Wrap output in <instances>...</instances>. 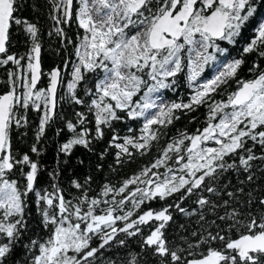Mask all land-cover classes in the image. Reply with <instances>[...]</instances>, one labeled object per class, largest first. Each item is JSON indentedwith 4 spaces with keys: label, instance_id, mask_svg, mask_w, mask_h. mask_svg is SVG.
I'll return each instance as SVG.
<instances>
[{
    "label": "snow or ice",
    "instance_id": "snow-or-ice-1",
    "mask_svg": "<svg viewBox=\"0 0 264 264\" xmlns=\"http://www.w3.org/2000/svg\"><path fill=\"white\" fill-rule=\"evenodd\" d=\"M48 4L55 25L49 35L63 49L72 45L75 60L66 58L45 74L38 25L18 15L22 0H0V68L8 85L0 94V264H10L17 248L24 251L23 264H105L101 256L113 242L126 246L128 238L136 237L157 257L156 264H264V0ZM72 24L76 39L65 30ZM17 29L27 36L23 54L12 51ZM249 31L253 35L246 39ZM233 48L238 58H230ZM249 55L254 57L248 68L253 77L242 79ZM213 63L218 71L201 82ZM186 69L193 92L188 102L169 103L156 96H162L161 90L176 91ZM65 70L70 72L67 81ZM98 70L103 77L86 89V102L77 89L89 74L99 76ZM45 75L46 86L38 87ZM232 84L236 87L228 92ZM65 85L66 93L58 96ZM216 95L226 99L216 100ZM65 98L85 110L74 111L73 119L63 120L57 130V135L66 133L65 141L49 172V188H43V169L32 154L41 155L38 145L60 116L58 104ZM201 106L208 109L205 127L193 134L180 132L150 165L118 184L102 183L97 196L89 195L91 174L72 179L67 193L60 185L77 148L96 156L97 172L114 150L107 167L115 172V165L150 152L165 135L161 130L180 114ZM32 110L40 114L34 143L17 154L12 130L28 127ZM141 118L139 134L131 126L130 135L117 131L119 122ZM104 141L97 152L95 146ZM29 194L47 230L43 237L28 236ZM189 201L191 210L183 206ZM154 202L159 206L153 207ZM173 211L195 216L197 224L190 232L185 229L178 242L166 235ZM106 264L117 262L108 259ZM126 264L140 261L130 255Z\"/></svg>",
    "mask_w": 264,
    "mask_h": 264
},
{
    "label": "trees",
    "instance_id": "trees-1",
    "mask_svg": "<svg viewBox=\"0 0 264 264\" xmlns=\"http://www.w3.org/2000/svg\"><path fill=\"white\" fill-rule=\"evenodd\" d=\"M23 7L18 13V15L29 19L31 22H34L38 25L40 29V42L42 44L41 50V64L42 71L47 74L52 68L57 66H62L65 59L71 57L73 61L75 58L73 57V46L68 45L66 49L60 47V42L55 35H49L50 32H54L55 25L52 19L49 16V4L48 0H22ZM65 30L68 33L69 37L72 39H76L77 27L75 24H72L70 27L65 26ZM82 31V30H81ZM253 33L249 31L246 34V39H250ZM12 51L19 52L23 54L27 50V44L25 41L27 40V36L17 29L12 37ZM231 47V46H230ZM243 47V43L239 46ZM238 58V52L235 48L231 51V57ZM254 57L247 56V64L244 66V69L240 73V77L242 79H251L253 77V73L248 71L249 66L253 63ZM264 64V61L261 62ZM213 65L206 68L201 80L211 77L213 73ZM99 76L96 74H89L86 77V82H82L81 87L77 89L78 95H80L87 102L88 97L85 95V91L88 88H92L93 84L99 79L103 77L102 71L98 70ZM65 81L69 79L70 72L69 70H65L62 73ZM187 69L184 73L179 75L178 85L176 91L171 90H161L162 97L166 102H179L183 100L184 102H188L191 95L193 94L192 89H189L187 86ZM7 74L3 68H0V94H3L7 91L8 85L6 84ZM47 77L46 75L42 77L38 87L46 86ZM236 87L235 84H232L231 87L228 88V92H231ZM66 93V85L63 88L58 89V96ZM216 100L226 99V95H216ZM58 108L60 111V116L51 123V126L48 128L45 137L42 139L40 144L38 145L41 148V155L36 157L33 155L34 159H38L41 163V167L43 172L40 176L39 184L43 188H49V184L51 183V178L49 176V172L56 164L57 158V149L61 143L65 141L66 133L61 135H57V130L63 126V120L65 119H73L74 111H84L85 108L83 105H74L69 104L67 98L63 100L60 104H58ZM29 117V125L26 128H14L11 133V138L13 142V148L17 154H23L28 152L29 147L34 143L35 140V132L37 130V126L39 123V115L32 110L27 113ZM208 122V109L206 106H201L195 112H190L187 114H180V119L174 121L172 125H169L166 129H162L161 131L165 133V135L161 136L158 142H153V148L146 155L137 154L131 160L123 165H115L116 171H109L107 165L112 164L114 161V156L111 154L114 150H109V155L105 158L104 163L106 167L103 171L97 172L94 168L96 164V156L92 153H89L84 148H77L72 157L69 159L67 165L64 166V171L61 173V178L59 180L60 185L67 191L70 189V181L72 179H82L84 176L91 174L94 177V183L91 185V191L89 195L97 196L100 192V186L104 182L111 181L113 184H118L122 179L128 178L133 174H136L140 171L141 168L150 165L158 155L160 154V150L163 149L167 143L171 142V140L178 136L180 132H186L188 134H193L197 129H202L207 125ZM217 122V121H214ZM131 126L133 129H136V133L139 134V129L143 126V118L137 121H121L117 124V131L121 136L130 135L128 132V128ZM91 127V125H89ZM106 144V141L101 142L96 145L97 152L103 148ZM257 151H259L257 149ZM79 160L85 161L84 165L79 164ZM159 171L164 172L166 169L162 168ZM12 178H16L13 175ZM22 182V181H21ZM235 182V181H234ZM50 190V189H49ZM33 197L29 194L27 198V220L29 223V232L28 236L35 237H43L46 235V229L40 224V216L38 213L37 206L33 203ZM163 203V202H161ZM159 205L155 202L153 203V207H158ZM184 207L189 208L191 210L194 205L191 202H186ZM173 221L170 222L166 235L173 241L178 242L179 238L183 235H186L185 229L190 232L192 229L197 227L195 223V216L188 217L179 212L173 211ZM183 226V227H181ZM147 231V229H145ZM27 241V236L25 237ZM130 255H136L140 264H156L157 257L153 256L150 250L142 248L140 243V238H128L126 246H118L113 242V246L107 248L103 251V255L101 256V260L105 262L108 259L114 260L117 264H126ZM24 259V251L21 248H17L16 253L10 264H23ZM99 264V262H98Z\"/></svg>",
    "mask_w": 264,
    "mask_h": 264
},
{
    "label": "rangeland",
    "instance_id": "rangeland-1",
    "mask_svg": "<svg viewBox=\"0 0 264 264\" xmlns=\"http://www.w3.org/2000/svg\"><path fill=\"white\" fill-rule=\"evenodd\" d=\"M222 62V61H221ZM218 67H219V65H218V63H213V73H212V75H211V77H208V78H206V79H203V80H201V82H203L204 80H207V79H211L215 74H216V72L218 71ZM156 96H160V99H162L164 102H166L165 100H164V98L161 96V94H156ZM156 96H154V98H156ZM157 102L159 103L160 102V100H157ZM152 111H154V110H152ZM209 146H214V145H212L211 143H210V145Z\"/></svg>",
    "mask_w": 264,
    "mask_h": 264
},
{
    "label": "water",
    "instance_id": "water-1",
    "mask_svg": "<svg viewBox=\"0 0 264 264\" xmlns=\"http://www.w3.org/2000/svg\"><path fill=\"white\" fill-rule=\"evenodd\" d=\"M41 66H42V64H41ZM40 83V82H39Z\"/></svg>",
    "mask_w": 264,
    "mask_h": 264
}]
</instances>
